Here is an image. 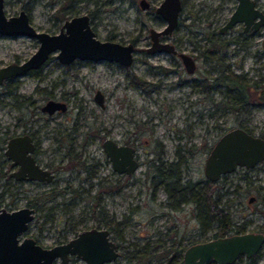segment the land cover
<instances>
[{
    "label": "rangeland",
    "instance_id": "rangeland-1",
    "mask_svg": "<svg viewBox=\"0 0 264 264\" xmlns=\"http://www.w3.org/2000/svg\"><path fill=\"white\" fill-rule=\"evenodd\" d=\"M147 1L150 3L149 9H141L138 0H4L3 8L7 15L24 9L28 12L30 23L38 30L58 33L65 20L79 14H90L89 26L98 39L135 45L133 62L129 66L123 67L114 60L106 59L91 61L75 58L70 63H62L56 58V50L37 69L10 77L0 85V90L8 89L17 96L0 95V135L20 131L22 125L45 138L43 143L53 148L47 150L48 157L54 164L62 166L67 163L66 154L70 150L68 155L77 156L76 159L73 156L71 161L80 160L83 165L77 166L72 173L64 174L61 171L59 178H66L72 188H81L79 191L87 188L84 181L87 174L104 176L112 171L108 156L101 148V137L117 141L130 133V138L138 142L139 148L146 149L142 140L149 138L146 131L149 125L154 124L155 135L165 138L166 134L174 132V126L183 130L189 127L188 124L191 126L192 122L199 120L198 114L204 111L202 92L194 89L188 80L199 79L204 70L209 71L211 63L199 57L195 63V73L187 74L178 66L177 72L164 75L157 65L170 67L167 53L145 50L150 46L149 28L159 30L165 25L153 11L160 0ZM234 3L235 0H183L176 28L171 34L163 36L162 41L175 43L182 52L199 56L200 50L208 48L209 36L219 33L217 29L231 12ZM236 29L230 28L223 36L230 38ZM37 46L38 40L34 38L0 35V67L7 63L23 62L36 51ZM232 47L233 44L229 50ZM228 52L227 58L231 63L229 70L232 73L245 72L252 80L264 73L263 68H255L258 64H255L251 54L244 58V68L241 70L234 62L236 54ZM215 75L210 71V84ZM179 79L187 82L179 87L170 85ZM255 88L264 89L261 84ZM96 90L103 96L102 106L94 100ZM210 92L205 111L214 110V103L222 98L229 105L236 103L234 89L226 92L224 87L221 90L211 88ZM48 100L63 103L64 108L48 114L41 108ZM255 103L245 113L228 111L223 116L215 113L213 117L205 119L214 125L210 141L235 126L246 127L255 134L264 130L263 95ZM193 126L198 142L203 128L200 122ZM57 143L60 148H56ZM174 143V140L167 141L168 149L171 150ZM139 153L142 159L146 157L141 150ZM204 156L195 155L192 165H201ZM43 157L48 159L47 156ZM141 168H144L143 164ZM63 182H60V186L64 185ZM137 188V185L131 184L125 189L124 196L103 192V200L98 207L94 206L88 192H80L81 195L76 198H68L69 193L56 196L55 200L47 201L44 209L29 222L23 237L31 236L43 246H50L56 237V230L67 224L78 229L98 223L100 220L96 217L102 212L101 208L117 221H120L123 213H130L131 216L124 225V237L118 243L119 256L113 260V264H150L156 259L164 260L165 254L167 257L174 255L172 263L176 264L182 260L187 245L212 236V232H197L198 224L192 230L196 225L193 218L174 224L165 222L164 217L161 221L152 220L150 214L154 206L138 198ZM220 192L223 215L230 227L240 226V232L261 230L264 226V161L247 170L237 168L227 173L220 183ZM29 193L31 195L32 191ZM251 196L254 200L249 202ZM21 204L20 201L18 205ZM131 206L137 208L130 210ZM50 207L54 211L47 213ZM169 228L171 233H165ZM175 229L177 232L173 231ZM183 232H187L186 236L175 235ZM133 249L139 251L137 257H134ZM55 264H59L58 261Z\"/></svg>",
    "mask_w": 264,
    "mask_h": 264
},
{
    "label": "flooded vegetation",
    "instance_id": "flooded-vegetation-1",
    "mask_svg": "<svg viewBox=\"0 0 264 264\" xmlns=\"http://www.w3.org/2000/svg\"><path fill=\"white\" fill-rule=\"evenodd\" d=\"M145 1L148 5L145 9H149L150 3L147 0ZM181 1L183 7V0ZM138 2L141 8L140 0H138ZM253 2L254 7L257 8L259 12L264 13L262 0H253ZM161 3L162 0H160L158 5L154 6V12H156V7ZM236 3L237 0H235L231 12L234 10ZM60 10H62V8H60ZM156 13L161 18L158 12ZM85 15L88 16L90 21L91 15ZM228 17L229 15L225 19H223L224 21L220 24L219 28L227 21L226 19ZM232 27H237V31L232 36H230V38H225L223 36L230 29L221 32L218 28V34L209 36V39L207 40L208 48L206 50L199 51V56L190 54L194 60V63H196L199 57H203L206 62L211 63L209 71L204 70L199 79L193 78L188 80V83L190 82L194 89H196L200 93L202 92L203 94L201 100L204 103V105L202 106L204 108V111H202V114H198L197 118L199 120L192 122L191 126L190 124H188L189 127L185 128L186 131L182 128L178 129L176 126H174V132L166 134L165 138H162L161 135H155L156 130H154V124L149 125L146 130L148 131L149 138H145L142 140L146 149H140L138 142L130 138V133L126 138H123L122 140L118 139L116 141L111 139L118 145H129L130 147H132V153L137 167L134 171L129 173V175L114 170L104 176H98L95 173L87 174L86 178H84V181L87 184V188L79 191V189L81 188H72L70 182L66 180V178H59V173H61V171L64 172V174L72 173L76 168V166H72L71 159L73 158V156H75L74 159H76L77 156L71 154L68 155L70 153V150L66 154L67 163H64V166H62L61 164H54V161H52V159L48 157L47 150L51 149L52 147L49 146L48 143H43L45 138H43L42 135L39 136L37 134H34L33 132L25 129L22 125H20L22 127L20 131L0 135V208H5L7 211H13L14 209L26 206L33 211L32 215L34 218L36 214L44 209L47 201L55 200L56 196H61L65 193H69L68 198H76L77 196L81 195L80 192L85 194H87L88 192L90 198H92L94 201V206L98 207V205L101 204V201L103 200V192L111 195L117 193L118 195L122 194L124 196L125 189L131 184H135L138 186V198L143 199L144 203L148 201L151 206H154L152 213L150 214L152 220L157 219L158 221H161V219L164 217L165 222L174 224L176 221H185L193 218L196 221V225L193 226L192 230L198 224L199 227L196 230L197 232L203 234L212 232V236L208 239L217 238L218 236H227L230 233H239L241 231L240 226L236 228L230 227L231 229L226 234H220V219L224 214L221 203L220 183L225 178V175L227 173L225 175L219 176L215 180H209L204 176L203 171L206 156L212 150L211 148L214 146L218 137L225 131H227L224 130V132L220 133L217 137L214 136L213 141H210L209 137L213 132L214 125L210 124V122L205 119L213 117V114L215 113L223 116L227 114L228 111H230L229 106H227V102L224 100V98L214 103V110L212 109L205 111L207 109V100L208 98H210L208 93H211V88H220L221 90V88L223 87L220 85L216 86V81L218 80L215 77L212 80L214 86L210 85V71L214 72L215 74H219V71H221L222 69L224 70L226 67L230 68L231 63H229V59L227 58V56L229 55L228 51L236 54V59L234 60V62L241 70H243L244 68V58H246L248 54H251V57L253 58V61H255V64H258V67L255 68L264 69V24L257 29L249 27L244 30L242 23H238ZM162 37L163 36H160V41H162ZM170 44L173 45L176 51L175 53H167L170 67L157 65L163 70L164 75L170 72H177L178 66H181L182 69H184V65H182V61L178 54V52H180L181 50L179 49L177 44ZM231 44H233V47L231 48V50H229ZM196 71L197 69L195 67V69L190 72V74H193ZM237 75L239 76L240 80L243 103L242 106L234 112L245 113L249 110L250 106L256 104L255 101L261 99V95H263L264 98V90L260 91L259 89L255 88L259 86L260 83H264V73L258 74L254 80L250 79L248 74L245 72L239 74L237 73ZM8 79L10 78H7L4 81L6 82ZM219 79H221V77H219ZM185 82H187V80L179 79L176 82H171L170 85L179 87V85H182ZM246 92H248V94L250 95L249 98L248 95L245 94ZM1 94L5 95L6 97L8 94H10L13 98L17 97L16 95L11 94L8 89L7 91H5V89H1L0 95ZM245 97L247 98V100H245ZM43 106L41 107L42 109ZM43 110H45L48 114H51V112H53L55 109H53L51 112H48L46 109ZM198 122H200V126H202L203 130L198 137L200 141L197 142L193 125ZM244 129L247 128L245 127ZM247 131L264 139V130H261L256 134L249 129H247ZM20 136H27L26 138L28 142L25 143L24 141H20V143L18 144L19 147H17V149L15 150L17 151L16 156L12 157L10 156L9 149L7 148L8 142L12 137ZM106 138L110 139L109 137L105 136L101 137L102 140L100 144L102 150V143L104 140H106ZM171 140H174L175 143L172 145L170 150L168 149L166 142H171ZM56 141L59 144H62V141L58 139H56ZM58 143L55 145L57 146L56 148L61 147L58 146ZM24 149L27 150L24 151ZM140 150L146 155L144 159L141 158V154L139 153ZM195 155H205L203 159L204 161L201 165L199 163L195 164V166L192 165ZM43 156H47L48 159ZM32 164L36 165L42 170H45V173L42 177L43 180L34 178L28 179V176L32 174L31 171H28L26 168L29 166L32 167ZM76 164L83 165L80 160H78ZM142 164L144 168H141ZM237 168L246 170L248 169L241 166H237L236 169ZM48 177L50 178L49 180H47ZM62 180H64V185L60 186V182ZM33 186H36L38 188H34ZM31 191L32 194L30 195L29 192ZM253 200L254 198L251 201ZM20 201L22 202V204L18 205ZM134 208L137 207L131 206L129 209L132 210ZM52 211L54 210L52 207H50L47 213H51ZM101 211L102 212H100L99 217L95 216L96 219L100 221L98 223L96 222L91 224L88 228L75 229L73 228V225L67 224L64 227L57 229L55 233L56 237L53 239L50 246L67 243L70 238L75 237L82 229L96 228L99 230L106 229L108 231V239L113 240L116 243V250H118V243L121 242L124 237V225L129 217H131L130 213L121 214L120 221H117L114 216H109L107 212L104 211V208H101ZM42 214H45V212H43ZM237 229H240V231L236 232ZM171 231V228H169L165 233H171ZM173 231L177 232V229ZM253 232L264 233V226L261 227V230ZM186 233L183 232L181 235H175L186 236ZM34 240L39 243L36 238H34ZM69 261L73 264H85L80 258H77L75 255H69ZM105 264H113V260L112 262H107ZM209 264L217 263L211 261ZM230 264H264L263 246L260 251H258L256 254H253L251 257L240 255L235 261Z\"/></svg>",
    "mask_w": 264,
    "mask_h": 264
},
{
    "label": "water",
    "instance_id": "water-1",
    "mask_svg": "<svg viewBox=\"0 0 264 264\" xmlns=\"http://www.w3.org/2000/svg\"><path fill=\"white\" fill-rule=\"evenodd\" d=\"M140 2L142 9L148 6L145 0ZM3 7L4 0H0V35L34 38L38 40V46L23 62L7 63L0 67V85L7 78L37 69L47 60L49 54L56 50V58L62 63H70L75 58L91 61L106 59L114 60L124 67L133 62L134 45L130 42L121 44L114 40L98 39L85 14L65 20L58 33H47L32 26L26 10L21 9L14 15H7ZM181 9V0H162L156 7V12L165 25L159 30L149 28L150 46L146 48L147 52H176L172 44L162 42L159 38L171 34L176 28ZM226 20L219 31L224 32L238 23L243 24L244 30L249 27L257 29L264 24V13L254 7L253 0H237L234 10ZM178 54L186 73L189 74L196 67L192 56L182 51ZM94 98L102 105V94L99 90ZM56 108L62 110L64 104L51 100L43 106L48 112ZM26 137H12L9 140L7 148L10 156H16L15 150L20 141L28 142ZM102 144L112 170L129 175L136 169L132 147L118 145L108 138ZM211 149L203 168L204 176L209 180L234 172L237 166L251 168L264 160V139L238 126L220 135ZM26 169L32 174L28 179L43 180L45 170L34 164ZM49 179L48 177L47 180ZM252 199L251 196L248 201L251 202ZM32 212L26 206L13 211L0 208V264H55L57 261L59 264H73L69 261V255H75L85 264H105L118 257L116 243L108 239L106 229H82L67 243L47 247L37 243L31 236L23 237L33 218ZM263 243L264 233L253 231L230 233L207 241H197L186 246L181 257L182 264H209L211 261L230 264L240 255L251 257L256 254Z\"/></svg>",
    "mask_w": 264,
    "mask_h": 264
},
{
    "label": "trees",
    "instance_id": "trees-1",
    "mask_svg": "<svg viewBox=\"0 0 264 264\" xmlns=\"http://www.w3.org/2000/svg\"><path fill=\"white\" fill-rule=\"evenodd\" d=\"M219 74H220V76H219ZM219 74L215 75V78H217V80H218V81H216L217 82L216 86H219V85L220 86H223L224 89L226 90V92L228 90H233V89L236 91V94L237 95L233 96V98L236 101V103L235 104H232V105H229L228 103H226L227 106H229V110L231 112H234V111L238 110L242 106V103H243V101H242L243 100V97H242V94H241V88H240L241 85H240L239 76L236 75V74H234V73H232L229 70L228 67H226L224 70L222 69L221 71H219ZM219 77H221V79H219ZM213 78H212V80H213ZM260 84L264 88V83H260ZM210 85H213V83L211 82ZM246 86H248V85H246ZM249 86H251V85H249ZM260 91H262V90H260ZM245 94L248 95V98L250 97V95L248 94V92H246ZM245 100H247L246 97H245ZM76 163H77L76 160L73 161V162L71 161V164H72L73 167L74 166H76V167L77 166H82V165H78ZM220 221H221V223H220L221 224L220 234L221 235H224V234H226L231 229L230 228V224H228V221H227V219H225V216L224 215L222 216V218L220 219ZM239 231H240V229H237L236 230V232H239ZM144 247H146V246H144ZM133 250L135 251L134 257H137V253H139V251L136 250V249H133ZM172 253H173V251H172ZM174 257L175 256L172 255V254L169 257H167L166 254H165L164 260L156 259L155 262H151V263L152 264H174V263H172L175 260ZM176 264H182V260L178 261V263H176Z\"/></svg>",
    "mask_w": 264,
    "mask_h": 264
}]
</instances>
